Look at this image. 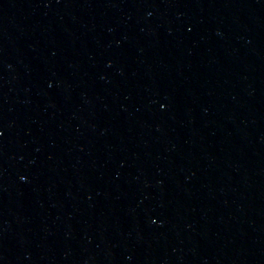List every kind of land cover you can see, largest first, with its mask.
I'll use <instances>...</instances> for the list:
<instances>
[{
  "label": "water",
  "instance_id": "1",
  "mask_svg": "<svg viewBox=\"0 0 264 264\" xmlns=\"http://www.w3.org/2000/svg\"><path fill=\"white\" fill-rule=\"evenodd\" d=\"M0 264H264V0H0Z\"/></svg>",
  "mask_w": 264,
  "mask_h": 264
}]
</instances>
